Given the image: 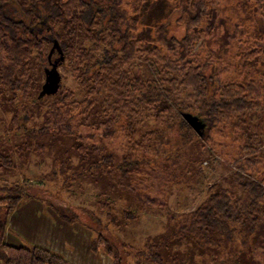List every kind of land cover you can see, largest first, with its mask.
Returning a JSON list of instances; mask_svg holds the SVG:
<instances>
[{"label":"trees","instance_id":"1","mask_svg":"<svg viewBox=\"0 0 264 264\" xmlns=\"http://www.w3.org/2000/svg\"><path fill=\"white\" fill-rule=\"evenodd\" d=\"M78 30L88 46L67 38ZM55 42L61 52L55 48L51 59L64 57L59 68L71 69L85 89L80 101L63 75L57 94L32 93V63L48 67ZM139 58L150 76L132 69ZM0 103L9 116L0 141L22 137L19 152L41 155L57 143L50 179L68 189L78 177L100 185L98 204L109 224L136 220L149 207L166 211V232L128 252L103 234L94 211L85 213L98 228L70 205L48 203L61 220L96 234L94 252L105 250L114 264L129 255L136 264H186L194 250L186 255L184 242L199 250L202 264L210 250L216 259L226 250L221 264H264V0H0ZM183 112L205 122L203 136ZM195 141L232 171L230 185L210 184L198 206L177 213L166 186L185 177L186 160H196L186 159ZM0 165L12 167V156L0 153ZM32 187L0 184V264H74L48 248L5 242L9 216L26 199L40 200ZM108 192L131 201L120 217L103 199Z\"/></svg>","mask_w":264,"mask_h":264},{"label":"rangeland","instance_id":"2","mask_svg":"<svg viewBox=\"0 0 264 264\" xmlns=\"http://www.w3.org/2000/svg\"><path fill=\"white\" fill-rule=\"evenodd\" d=\"M178 34L181 35L182 30L178 31ZM67 38H72L77 45H89L88 37L79 30L74 36H69ZM32 64V75L34 77L32 93L35 94L36 89H40L45 81V73L44 67H42L37 60H34ZM132 69L141 72L144 76H150L151 73L150 65L144 58L135 60L132 64ZM59 70L62 75L66 77L63 84L73 91L76 100H82L85 96V89L81 86L75 73L65 66L60 67ZM32 107L35 114L34 122L38 123L41 121V114L37 105ZM5 112V103H0V137L5 133L7 122L9 121V116ZM258 120L259 117L255 115L254 121L258 122ZM168 136L172 139L176 137V134H169ZM22 140V137H9L0 141V153L9 154L13 159L12 167L0 165V184L27 181L28 184H33L31 189H35L31 192L34 195H38L40 200L37 198L26 199L18 207L17 210L19 211L14 218L17 219L18 215L24 216L25 219L28 217L30 218V216L34 214L33 212L38 211L42 206L45 212L48 211L55 214V211L48 204L52 202L61 206L66 204L70 205L73 209L78 210L77 212L81 215L82 219L85 220L83 222L94 226V228H98V225L85 213L86 210H91L102 220V226L106 228L103 234H105L111 242L118 241L119 243H126L128 247L124 250L128 252L131 251V248L133 250L143 248L148 239L166 232L168 227L167 214L166 211L160 207H149L141 211L136 220L125 221L120 218L119 225L114 226L109 224L106 219L105 211H101L98 204L101 198L100 194H103L100 185L93 184L89 177H78L72 187L68 189L62 185L61 179L58 181L50 179L55 161L59 157V145L57 143L51 144L47 153L41 155L35 152H19L17 145L21 143ZM186 156V159L192 156L196 160H186L185 164L187 163L188 167L186 168L185 177L174 184L166 186L168 207L177 213L191 210L198 206L205 199L206 190L210 184L218 182L224 187L230 185L227 177L232 171L226 168L224 161L208 146L204 147L201 143L195 141L193 144L189 145ZM197 159L198 161L201 159L200 166H198V162H196ZM71 163L74 165L78 163V157L76 155H72ZM235 190L238 192L239 196L242 195L237 188ZM103 199L110 203L112 209L118 213L119 217L125 206L131 204L130 199L121 193L108 192ZM132 207H134V205H132ZM22 230L24 232L19 234L23 237H30L31 233L27 228H22ZM93 234L95 237L96 234L94 232ZM27 241L29 242L28 239ZM181 246L183 251L186 252V255L192 253V250H194L191 256L187 255L185 257L186 264L195 263L196 260H198L197 264H202L199 261L203 258L199 256L198 249L184 242ZM259 250L264 249L260 247ZM101 251L106 253L105 250H100L99 252ZM225 251L226 250L223 251L224 254L222 252L220 255V259H216L214 258V254L217 255L218 252L210 250L205 254V259L208 260L209 264H221L222 261L227 258ZM141 261L143 264H152L145 259H141ZM126 262V264H136V259L129 255Z\"/></svg>","mask_w":264,"mask_h":264},{"label":"crops","instance_id":"3","mask_svg":"<svg viewBox=\"0 0 264 264\" xmlns=\"http://www.w3.org/2000/svg\"><path fill=\"white\" fill-rule=\"evenodd\" d=\"M39 209L32 211L34 214L26 219L21 215L14 218L19 211L16 209L8 218L5 242L14 246L26 244L48 248L74 264H114L108 254L92 250V231L80 223H68L52 212H45L43 206ZM21 227L29 230L30 237L19 234L24 232Z\"/></svg>","mask_w":264,"mask_h":264},{"label":"water","instance_id":"4","mask_svg":"<svg viewBox=\"0 0 264 264\" xmlns=\"http://www.w3.org/2000/svg\"><path fill=\"white\" fill-rule=\"evenodd\" d=\"M55 48L61 52L58 43L55 42L48 56L49 65L44 69L45 81L39 92V97L55 95L61 88L62 74L59 70V64L60 61L64 60V57L61 55L60 60H52L51 55ZM182 117L199 136H203L206 124L201 118L191 112H183Z\"/></svg>","mask_w":264,"mask_h":264}]
</instances>
